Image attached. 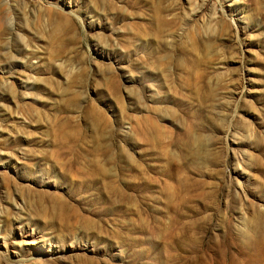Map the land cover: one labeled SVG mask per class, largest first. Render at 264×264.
Returning <instances> with one entry per match:
<instances>
[{"label":"rangeland","instance_id":"obj_1","mask_svg":"<svg viewBox=\"0 0 264 264\" xmlns=\"http://www.w3.org/2000/svg\"><path fill=\"white\" fill-rule=\"evenodd\" d=\"M0 264H264V0H0Z\"/></svg>","mask_w":264,"mask_h":264}]
</instances>
